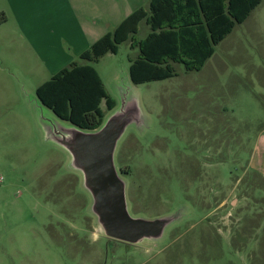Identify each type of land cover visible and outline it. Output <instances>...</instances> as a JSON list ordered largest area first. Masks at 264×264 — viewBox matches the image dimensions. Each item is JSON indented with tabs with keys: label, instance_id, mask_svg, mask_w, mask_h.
I'll use <instances>...</instances> for the list:
<instances>
[{
	"label": "rangeland",
	"instance_id": "1",
	"mask_svg": "<svg viewBox=\"0 0 264 264\" xmlns=\"http://www.w3.org/2000/svg\"><path fill=\"white\" fill-rule=\"evenodd\" d=\"M255 13L216 46L211 68L187 74L178 65L173 78L125 90L141 111L115 152L130 213L189 210L156 242L100 232L82 178L54 139L68 123L32 98L59 72L46 50L40 66L21 71L0 53V264H264V5ZM56 31L45 25V40ZM126 43L92 64L115 108L111 82L127 83ZM64 57L65 68L87 63Z\"/></svg>",
	"mask_w": 264,
	"mask_h": 264
},
{
	"label": "trees",
	"instance_id": "2",
	"mask_svg": "<svg viewBox=\"0 0 264 264\" xmlns=\"http://www.w3.org/2000/svg\"><path fill=\"white\" fill-rule=\"evenodd\" d=\"M263 0H149L112 31L96 40L79 59L42 83L35 94L58 118L82 129L99 127L116 101L106 90L92 64L106 54L116 55L125 42L137 56L129 59L128 73L134 85L163 81L185 72L199 71L236 26L241 25ZM149 33L137 38L139 24Z\"/></svg>",
	"mask_w": 264,
	"mask_h": 264
},
{
	"label": "water",
	"instance_id": "3",
	"mask_svg": "<svg viewBox=\"0 0 264 264\" xmlns=\"http://www.w3.org/2000/svg\"><path fill=\"white\" fill-rule=\"evenodd\" d=\"M127 79V83L121 84L115 75L111 84L119 106L111 109V115L104 116L101 125L93 130L82 129L58 118L35 93H32V98L38 108H44L57 120L68 123V127L54 129V139L68 152L71 167L80 174L82 186L91 198V212L102 235L136 245L161 239L170 226L189 214V210L185 205L179 206L169 214L154 218L134 216L129 211L126 181L117 168L115 152L126 128L139 122L141 111L135 97L127 92L131 91L130 84H133L129 73Z\"/></svg>",
	"mask_w": 264,
	"mask_h": 264
},
{
	"label": "crops",
	"instance_id": "4",
	"mask_svg": "<svg viewBox=\"0 0 264 264\" xmlns=\"http://www.w3.org/2000/svg\"><path fill=\"white\" fill-rule=\"evenodd\" d=\"M148 3L149 0H0V29L4 32L3 28L6 27L5 34L0 35L2 36L0 53H3L2 56L10 57V60L6 62L21 71L25 67L34 69L40 66V63H37L38 58L42 59L46 50L47 61L52 63L50 66L55 71H60L68 65L64 56H80L133 11L141 7L147 9ZM263 5L264 0L251 12L243 24L252 20V16ZM12 20L14 23L11 24ZM45 25H56L59 31L50 33L53 38L49 37L47 41L44 38ZM140 28H142V37L138 36ZM148 33V26L141 22L137 38L142 39ZM126 44L129 58L134 59L137 56V50L130 49L129 42ZM214 54L199 71H202L205 66L211 68L210 62ZM61 55L62 58H59ZM52 56L54 57L49 59ZM71 62L72 60L69 63ZM0 64L3 66L5 62ZM129 66L128 59L126 67L129 68ZM9 80L13 82L12 79ZM103 105L104 102L101 103L102 109Z\"/></svg>",
	"mask_w": 264,
	"mask_h": 264
},
{
	"label": "flooded vegetation",
	"instance_id": "5",
	"mask_svg": "<svg viewBox=\"0 0 264 264\" xmlns=\"http://www.w3.org/2000/svg\"><path fill=\"white\" fill-rule=\"evenodd\" d=\"M121 172V171H120Z\"/></svg>",
	"mask_w": 264,
	"mask_h": 264
}]
</instances>
